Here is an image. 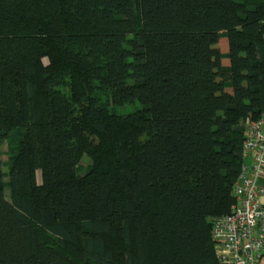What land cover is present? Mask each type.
I'll return each instance as SVG.
<instances>
[{
	"label": "trees",
	"instance_id": "16d2710c",
	"mask_svg": "<svg viewBox=\"0 0 264 264\" xmlns=\"http://www.w3.org/2000/svg\"><path fill=\"white\" fill-rule=\"evenodd\" d=\"M263 111L264 0H0V264H218Z\"/></svg>",
	"mask_w": 264,
	"mask_h": 264
},
{
	"label": "built area",
	"instance_id": "2783aa9c",
	"mask_svg": "<svg viewBox=\"0 0 264 264\" xmlns=\"http://www.w3.org/2000/svg\"><path fill=\"white\" fill-rule=\"evenodd\" d=\"M264 173V111L249 121L242 144V165L233 187L236 203L213 220L218 264H258L264 253V204L258 184Z\"/></svg>",
	"mask_w": 264,
	"mask_h": 264
},
{
	"label": "rangeland",
	"instance_id": "374dc122",
	"mask_svg": "<svg viewBox=\"0 0 264 264\" xmlns=\"http://www.w3.org/2000/svg\"><path fill=\"white\" fill-rule=\"evenodd\" d=\"M222 40H224V39H222ZM0 158H1V162H2V170L4 172H6L7 168H8V155H7V146H6V144H4L2 146ZM89 163H90V159L87 156H83V158L80 161V164L82 166H86ZM5 193L8 196V190L7 189H6Z\"/></svg>",
	"mask_w": 264,
	"mask_h": 264
},
{
	"label": "crops",
	"instance_id": "0c3cea01",
	"mask_svg": "<svg viewBox=\"0 0 264 264\" xmlns=\"http://www.w3.org/2000/svg\"><path fill=\"white\" fill-rule=\"evenodd\" d=\"M259 186L262 188L263 192L259 196L260 202L264 204V173L260 176L258 180ZM258 264H264V253L262 254L260 260L258 261Z\"/></svg>",
	"mask_w": 264,
	"mask_h": 264
}]
</instances>
